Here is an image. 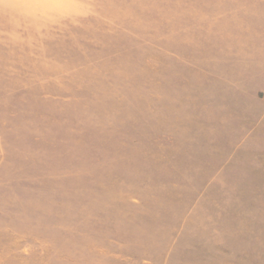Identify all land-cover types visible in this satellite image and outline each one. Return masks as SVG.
<instances>
[{"label": "rangeland", "instance_id": "rangeland-1", "mask_svg": "<svg viewBox=\"0 0 264 264\" xmlns=\"http://www.w3.org/2000/svg\"><path fill=\"white\" fill-rule=\"evenodd\" d=\"M218 57L264 59V0H0V264H264Z\"/></svg>", "mask_w": 264, "mask_h": 264}, {"label": "crops", "instance_id": "crops-1", "mask_svg": "<svg viewBox=\"0 0 264 264\" xmlns=\"http://www.w3.org/2000/svg\"><path fill=\"white\" fill-rule=\"evenodd\" d=\"M234 58L199 59V70L202 79L224 82L214 92V99L221 102L212 106L224 112L232 107L234 117L246 121L237 129V137L241 136L236 141L239 144L240 139L251 136L264 119V59Z\"/></svg>", "mask_w": 264, "mask_h": 264}]
</instances>
